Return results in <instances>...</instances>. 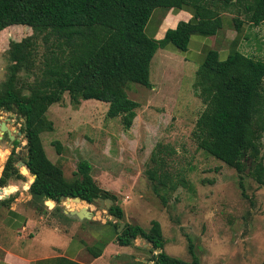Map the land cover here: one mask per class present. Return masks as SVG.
<instances>
[{"label":"trees","instance_id":"16d2710c","mask_svg":"<svg viewBox=\"0 0 264 264\" xmlns=\"http://www.w3.org/2000/svg\"><path fill=\"white\" fill-rule=\"evenodd\" d=\"M228 2L231 0H223L221 4L227 6ZM230 5L242 9L247 23L256 25L264 20V0H234ZM183 7L192 10L189 21L178 22L159 40L145 34L144 27L153 10ZM232 22L238 32L240 22L236 19ZM17 25L30 29L31 35L9 42L11 65L0 94V110L13 112L22 119L27 158L23 163L33 177L27 188L28 204L34 213L67 222L58 209L61 197H77L86 204L109 199L112 204L107 214L115 221L107 225L112 230L113 242L121 247L132 246L135 239L148 243L145 262L134 264H198L190 246L189 262L164 254L163 239L155 221L149 223L147 230L124 223L117 233L119 223L116 221L123 222V212L114 195L95 184L85 160L76 163L73 173L76 177L66 181L60 168L46 158L39 134L51 130L44 114L64 93L72 105H77L79 100L106 103V118L119 117L122 128L127 130L138 105L127 98L126 86L133 83L150 88L148 69L155 51L170 47L183 52L191 35H215L221 27L219 15L197 0H0V33ZM37 37L45 50L35 67L37 76L28 86V94L21 95L14 88L16 74L22 68L33 67V46ZM263 78L264 63L234 50L220 60L215 50H208L194 72L191 85L193 96L203 106L191 131L196 149L237 174L245 172L258 186H264ZM12 143L16 145L15 141ZM150 162L154 165L146 171L148 179L158 176L157 184L166 186L170 175L162 169L163 161L154 157L153 152ZM155 166L162 170L158 171ZM23 176L15 167L11 149L1 168L0 188L10 180H23ZM179 186H185L183 178L167 188L174 191ZM11 192V187L3 188L0 198ZM12 198L0 199V206L7 205ZM46 200L55 204L49 212L43 207ZM103 247L91 252L92 258L100 256ZM52 264L79 263L59 257L53 259ZM260 264H264V257Z\"/></svg>","mask_w":264,"mask_h":264},{"label":"rangeland","instance_id":"374dc122","mask_svg":"<svg viewBox=\"0 0 264 264\" xmlns=\"http://www.w3.org/2000/svg\"><path fill=\"white\" fill-rule=\"evenodd\" d=\"M211 2L205 1L208 5ZM28 35H31L30 29L19 25L0 33V94L11 65L9 42H18ZM34 42L33 67L30 70L22 68L16 74L14 88L21 95L28 94V86L37 76L35 67L45 50L40 37ZM159 53L156 52L149 63L148 80L152 87L130 83L125 88L127 98L138 105L127 130L122 128L119 117L106 118V103L79 100L77 105H72L64 93L61 100L50 105L44 114L51 130L39 134L43 152L60 168L66 181L76 177L73 175L76 163L85 160L90 165V176L95 184L116 198L124 222L143 230L148 229L151 221L158 223L164 254L184 262H189L193 255L198 264H260L264 257V186H258L245 172L237 174L196 149L191 131L203 106L193 96L191 85L198 65L182 71L174 57L164 59ZM161 64L166 67L164 75H160L164 70ZM0 122L7 124L13 136L9 141L5 133H0V166L2 168L13 149L15 167L21 176L24 175L20 182L29 185L33 177L22 175L17 167L26 156L22 119L13 112L0 110ZM261 143L263 151L264 133ZM19 145L23 147L21 151ZM153 152L154 157L163 161L162 169L169 172L166 186L157 184L158 176L150 180L146 175L154 165L150 162ZM262 164L264 168V159ZM181 178L185 186L168 191L169 184L181 181ZM15 182L19 181L10 180L2 188ZM11 188L12 192L5 195H12L14 188ZM28 201L29 195L21 205L30 209ZM54 205L47 200L43 203L47 212ZM60 207L71 210L86 207L92 212L93 220L80 227L58 219L63 222L67 236H75L83 243L82 258H92L91 252L104 245L105 253L95 264H133L132 257L144 260L148 249L144 241L136 239L132 242L134 246L120 247L111 240L112 230L107 222L114 223L115 220L107 214L104 202H60L61 213ZM44 218L49 221L56 217L45 214ZM121 222L116 221L119 225ZM2 232L0 237L5 240L11 235L3 229ZM39 238L48 242L50 246L47 247L53 251L62 249L60 236L44 234ZM189 246L192 255L188 252Z\"/></svg>","mask_w":264,"mask_h":264},{"label":"crops","instance_id":"0c3cea01","mask_svg":"<svg viewBox=\"0 0 264 264\" xmlns=\"http://www.w3.org/2000/svg\"><path fill=\"white\" fill-rule=\"evenodd\" d=\"M197 1H201L204 7L217 13L221 18V27L216 34L210 37L191 35L183 52L167 47L166 49H157L155 53L161 52L159 54L164 59L168 56L174 57L182 71L194 69L202 61L204 54L208 50H215L220 60L225 59L234 50L247 58L264 63V20L256 25L247 23L242 9L230 5L234 0H231V3L228 2L227 6L221 4L223 0H212L211 4L209 3L210 5L205 3L206 0ZM155 10V13L152 11L153 14L144 27V32L147 33V36H151L155 40L161 39L164 32L167 29H173L178 22H187L192 17V10L188 7L181 9L169 8L166 10L157 8ZM232 19L240 22L238 25L240 30L238 32L234 30L235 25ZM8 28L11 29V27ZM13 29L17 28L13 27ZM161 65L163 67L164 64ZM165 72L166 67L164 65V70L160 75H164ZM172 82H174L173 79ZM262 84L264 85V78L262 79ZM28 186L20 181L12 183V186H7L14 188L12 197L16 192L19 193L7 205L0 206V232L3 233V229L11 234L6 240L2 236L0 237V264H52V260L59 257L79 264H95L96 261L102 258L106 247L102 249L100 256L93 259H84L81 256L83 243L76 239L75 236L68 235V237L64 233L63 222H59L58 219L47 221L44 216L35 214L31 208H24L21 202L28 198L26 193ZM50 202L53 204L52 201ZM67 219L69 224L79 227L84 222H88V220ZM89 220H93V215ZM123 223L126 222L123 221ZM44 234L60 236L62 249L53 251V248H48L47 246H50V244L42 242L41 238H39ZM50 249L52 250L51 253L43 254V252L45 253L46 250ZM80 257L84 260L80 259ZM132 260L133 264L145 262L137 257H132Z\"/></svg>","mask_w":264,"mask_h":264},{"label":"water","instance_id":"95a60500","mask_svg":"<svg viewBox=\"0 0 264 264\" xmlns=\"http://www.w3.org/2000/svg\"><path fill=\"white\" fill-rule=\"evenodd\" d=\"M6 112V111H5ZM10 117H13L14 115L13 114H9ZM0 133H5L6 134V137L9 141L13 140V136H11L10 134V131L7 127V124L5 122H0ZM17 141V140H15ZM19 150L21 151V149H23V147H21V145L18 146ZM18 151V153L20 152ZM26 152V150H25ZM25 162H27V158H25ZM17 167H19V171L20 173L22 174V171H25L26 168L24 166V163L23 162H18L17 163ZM27 172V170H26ZM28 173V172H27ZM32 182V181H31ZM30 182V183H31ZM29 183V184H30ZM7 195L1 197L0 199H4L6 198ZM73 201V202H76V203H80V199L75 197V198H72V199H69V198H63L61 197L60 198V201L61 202H68V201ZM94 202H98V203H102L104 202L105 203V208L108 209L109 206L112 204L111 200L109 199H106V200H102V199H96L94 200ZM61 208V207H60ZM61 213L67 217V218H70V219H75L77 221H83V220H89L91 219L92 217V214L91 212L86 208V207H81L79 209H76V210H71V209H66V208H61ZM124 226V223L121 222L119 227L116 229L117 233L121 231V229L123 228ZM144 243L147 245V241H144ZM156 253L158 252V250L155 251Z\"/></svg>","mask_w":264,"mask_h":264},{"label":"bare ground","instance_id":"6f19581e","mask_svg":"<svg viewBox=\"0 0 264 264\" xmlns=\"http://www.w3.org/2000/svg\"><path fill=\"white\" fill-rule=\"evenodd\" d=\"M25 174H28L27 172H26V170L25 171H23Z\"/></svg>","mask_w":264,"mask_h":264},{"label":"built area","instance_id":"2783aa9c","mask_svg":"<svg viewBox=\"0 0 264 264\" xmlns=\"http://www.w3.org/2000/svg\"><path fill=\"white\" fill-rule=\"evenodd\" d=\"M3 191V188H0V192Z\"/></svg>","mask_w":264,"mask_h":264}]
</instances>
